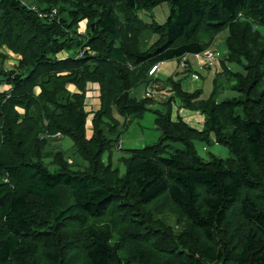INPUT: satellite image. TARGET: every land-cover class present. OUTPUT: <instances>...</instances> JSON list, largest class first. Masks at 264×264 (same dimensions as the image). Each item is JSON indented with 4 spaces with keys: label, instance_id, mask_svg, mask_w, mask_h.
<instances>
[{
    "label": "trees",
    "instance_id": "16d2710c",
    "mask_svg": "<svg viewBox=\"0 0 264 264\" xmlns=\"http://www.w3.org/2000/svg\"><path fill=\"white\" fill-rule=\"evenodd\" d=\"M29 2L0 0V51L21 57L13 70L0 63V84L11 88L0 94V264H264V0ZM164 2L163 25L140 19ZM84 19L86 37L76 31ZM219 31L228 61L245 70L232 73L239 96L218 102L215 82L201 99L166 80L171 97L154 112L160 135L126 150L121 175L111 163L121 129L114 114L142 119L150 101L131 90L153 66L205 52ZM150 35L159 39L141 47ZM89 84L100 110L87 138ZM173 100L204 117L201 131L171 121ZM60 138L80 163L62 149L49 156ZM195 139L231 158L204 162Z\"/></svg>",
    "mask_w": 264,
    "mask_h": 264
},
{
    "label": "rangeland",
    "instance_id": "374dc122",
    "mask_svg": "<svg viewBox=\"0 0 264 264\" xmlns=\"http://www.w3.org/2000/svg\"><path fill=\"white\" fill-rule=\"evenodd\" d=\"M22 1L24 3H26L27 5L32 4L29 2V0H22ZM168 13H169V5H167L164 2L158 6L150 9V11L144 12V13L140 12L138 15H139L140 19L146 24H150V23L154 22L156 25L161 26L165 23L166 18L168 16ZM118 16L120 18H125L122 13H118ZM254 27H255V25H254ZM76 31H77V34L82 35L83 37H86L87 33H88V20L84 19V20L79 21L77 26H76ZM223 32L219 31L216 34L212 44L214 42H217L218 37L221 34H223ZM199 33H200L199 39L202 42H206L208 40L209 36L204 31V28L203 29L200 28ZM224 33H226L225 36L227 37V32H224ZM148 35L149 34H147V36ZM148 39H149L148 43H145L144 40L140 43L141 47L144 48L146 46V44H148V46L154 45L155 41H157L159 39V37L157 35L156 36L150 35L148 37ZM145 41H147V37H145ZM205 53H213L214 54V52L212 50H206L205 52L200 54L201 56H203L202 59H204V60H206L204 58ZM57 56L61 60H66L68 58V54L66 52H62V53L58 54ZM214 56H215V54H214ZM20 59H21L20 56L13 54L12 52H10L7 49H3L2 51H0V63H1V66H2V63L5 64L6 71L15 69L18 65L17 62ZM226 61H227V63H230L228 60H226ZM169 62H172V61H169ZM235 63H234V65L232 63L227 65L228 66L226 69L227 72L228 71L231 72V70H232L233 74L235 72L243 74L245 72L243 66H241L238 63L237 64H235ZM205 65H207V64H205ZM222 72H224V70ZM261 82L262 83L264 82V75H263V77H261ZM185 86H187V84H185ZM70 87L71 86L68 87L69 91H71ZM75 89H76V92H72L74 90L73 89L71 91V93H78V89L77 88H75ZM10 91H11V88L9 86H5L3 84H0V94H7V93H10ZM252 94L254 95V93H252ZM202 95H204V93ZM98 97H99L98 86L94 85V84H91L90 86H88L86 97H85L86 111L97 112L98 110H100ZM155 97H157V95H155ZM149 109L150 110H148L144 113V116L142 119L127 118V121L125 123H123L122 117L118 116L117 114H114V118L120 122V126H121L120 141L118 143H121V145L123 147V151L117 150L114 146V148L112 149V153H111V155H112L111 156V163L113 165L112 167L118 169L119 173L121 175L124 174L123 173L124 172V166L119 160L123 157H127V151L126 150L144 148L145 146L156 142L159 135H160L159 131L156 129V116H155L154 112L157 110H161L162 104H158V106L150 107ZM170 110H171V121L172 122H177L178 120H182L184 123H186L184 121V118H185V120L187 121L186 124L189 127H191L192 129H194L196 131H201V130H197L193 126H190L188 118L185 115L186 113H193L195 111L189 110L187 112V109L182 108L181 104L178 100H173L171 102ZM196 113H198V112L196 111ZM199 115H201V114H199ZM87 128H88V131H90V123L87 124ZM112 139H113V144H114V142L116 140V136H112ZM193 143H194V148H195L197 156L199 158H201L204 162L211 161L213 159V157L220 158V159L231 158L229 149L227 147L222 146L220 144H216L213 141H201L199 139H195L193 141ZM51 146H52L51 147L52 151H50V150L48 151V152H50L49 156H51L52 153L55 152V151H53V149H62L64 152H66L65 156L68 157L67 159L70 163H74L75 160L77 159V157L75 159V157L72 156V153L70 152L71 148H72V143L68 138H64V139L60 138V140H58V142H52ZM172 147L180 149L181 145H178V144L172 145ZM109 156H110L109 153L105 154V156L103 158L104 163H106V164L108 163V157ZM50 161H51V159L45 160L46 163H49ZM78 162L80 163L81 161H79L77 159V163ZM61 194H62L63 199L68 197L65 190H62Z\"/></svg>",
    "mask_w": 264,
    "mask_h": 264
},
{
    "label": "crops",
    "instance_id": "0c3cea01",
    "mask_svg": "<svg viewBox=\"0 0 264 264\" xmlns=\"http://www.w3.org/2000/svg\"><path fill=\"white\" fill-rule=\"evenodd\" d=\"M225 34L226 33L221 34L218 37L217 42H214L208 47L207 50H212L215 54L212 60L206 61L202 59L203 56L201 55H189L186 56L187 58L185 57L186 66L181 65V63L177 61L160 63L157 65L158 68L153 75H150L148 72V76L144 82L131 90L130 97L136 101L149 100L150 104L147 106L148 108L158 106V104H163L169 97H171V86H169L168 83V85L166 84V80L168 79L174 83H179L180 88L186 93L201 91L202 94L204 93V95L201 96V99L209 97L214 89L215 82V95L218 102L223 99L239 96V94L232 89L235 86V81L232 75L233 71L231 70V72H227L226 70L228 67L227 65L230 63H227L226 61L228 60V48L226 46ZM232 64L234 65V63ZM187 70H191V74L188 73ZM223 70L224 72H222ZM154 84L160 85V88L156 92L157 97H147L146 90L148 88H152ZM185 84H187V86H185ZM70 90H73L72 92H76V89L73 86L70 87ZM188 111L189 110H187V112ZM199 114L200 113L193 112L186 113L185 115L188 118L190 126H193L197 130H202L204 117ZM93 116L94 112L90 113L86 121L87 124L90 123V131H88L86 124L87 138H90L93 134ZM184 121L187 123L185 118Z\"/></svg>",
    "mask_w": 264,
    "mask_h": 264
},
{
    "label": "built area",
    "instance_id": "2783aa9c",
    "mask_svg": "<svg viewBox=\"0 0 264 264\" xmlns=\"http://www.w3.org/2000/svg\"><path fill=\"white\" fill-rule=\"evenodd\" d=\"M31 10L34 11L35 13L38 14V16L42 19H47V20H52L54 17H55V11H53L52 13L50 14H45V13H42V12H39L36 7H31ZM204 58L208 61V60H211L214 56L213 53H205L204 54ZM181 65L183 66H186V58L185 57H182L181 58ZM157 70V66H153L151 68V70L149 71V74L150 75H153ZM160 88V85L159 84H154V86L152 88H148L146 90V96L147 97H150V98H154L155 95H156V92L157 90ZM55 137H60L59 135H55ZM117 150H121V143H118L115 147Z\"/></svg>",
    "mask_w": 264,
    "mask_h": 264
},
{
    "label": "water",
    "instance_id": "95a60500",
    "mask_svg": "<svg viewBox=\"0 0 264 264\" xmlns=\"http://www.w3.org/2000/svg\"><path fill=\"white\" fill-rule=\"evenodd\" d=\"M94 28H95V24H91V32L94 31Z\"/></svg>",
    "mask_w": 264,
    "mask_h": 264
},
{
    "label": "clouds",
    "instance_id": "9594fccd",
    "mask_svg": "<svg viewBox=\"0 0 264 264\" xmlns=\"http://www.w3.org/2000/svg\"><path fill=\"white\" fill-rule=\"evenodd\" d=\"M157 66V65H156ZM157 68H158V66H157Z\"/></svg>",
    "mask_w": 264,
    "mask_h": 264
}]
</instances>
